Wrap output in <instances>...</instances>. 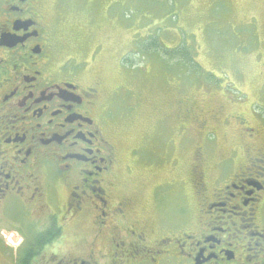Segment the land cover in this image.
I'll return each mask as SVG.
<instances>
[{
	"label": "flooded vegetation",
	"instance_id": "obj_1",
	"mask_svg": "<svg viewBox=\"0 0 264 264\" xmlns=\"http://www.w3.org/2000/svg\"><path fill=\"white\" fill-rule=\"evenodd\" d=\"M45 3L0 0V246L19 242L9 264H264V123L227 114L238 129L227 146L209 130L212 181L204 140L186 180L136 185L109 96L59 54L64 18Z\"/></svg>",
	"mask_w": 264,
	"mask_h": 264
},
{
	"label": "rangeland",
	"instance_id": "obj_2",
	"mask_svg": "<svg viewBox=\"0 0 264 264\" xmlns=\"http://www.w3.org/2000/svg\"><path fill=\"white\" fill-rule=\"evenodd\" d=\"M45 1L51 19L64 18L59 54L72 55L86 68L85 81L99 83L109 96L122 146L126 155L133 151L136 185L169 184L179 175L186 180L194 143L204 140L201 167L212 181L210 149L218 137L209 130L225 134L227 146L238 133L234 120L222 123L227 114L242 113L249 125L263 127L264 0ZM153 38L159 53H144ZM180 47L191 55L189 68L164 50ZM216 111L219 123L210 118ZM6 239L11 252L0 246V264L19 256V242Z\"/></svg>",
	"mask_w": 264,
	"mask_h": 264
},
{
	"label": "trees",
	"instance_id": "obj_3",
	"mask_svg": "<svg viewBox=\"0 0 264 264\" xmlns=\"http://www.w3.org/2000/svg\"><path fill=\"white\" fill-rule=\"evenodd\" d=\"M144 48H145V50L143 51L144 53H150L151 54L152 51H155L158 54L159 51H160V45L157 43V41L155 40V38H153L152 40H150L149 43H148V45L147 46H144ZM164 50H165V52L167 54H170V55L172 54L171 56L178 57L177 60H180L181 63H176L177 66L182 67V69H183V67H188L187 64H186V62L187 61L190 62L191 59H192L190 53L187 54L186 51H184V52L181 51V47L180 48H174V49L164 48ZM125 61H129V59H126Z\"/></svg>",
	"mask_w": 264,
	"mask_h": 264
}]
</instances>
